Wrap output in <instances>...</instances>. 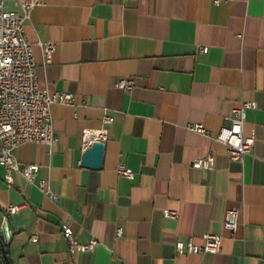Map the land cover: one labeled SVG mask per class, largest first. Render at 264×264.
<instances>
[{"label": "crops", "instance_id": "obj_1", "mask_svg": "<svg viewBox=\"0 0 264 264\" xmlns=\"http://www.w3.org/2000/svg\"><path fill=\"white\" fill-rule=\"evenodd\" d=\"M6 6L21 13L18 0ZM24 29L39 84L72 103L51 105L52 146L16 149L56 199L0 163L10 264H264V0H44ZM38 41L55 44L50 62ZM121 78L133 88L117 87ZM244 100L243 133L255 142L238 161L214 137ZM104 124L102 164L84 166L82 129ZM208 154L211 169L191 165ZM228 208L239 211L234 237L223 226ZM65 227L79 243L98 242L70 248ZM205 232L223 236L220 251L175 253L178 238L203 245Z\"/></svg>", "mask_w": 264, "mask_h": 264}, {"label": "built area", "instance_id": "obj_2", "mask_svg": "<svg viewBox=\"0 0 264 264\" xmlns=\"http://www.w3.org/2000/svg\"><path fill=\"white\" fill-rule=\"evenodd\" d=\"M8 0H0V163L7 169L21 172L26 179L35 183L38 189L52 199L57 196L50 190L47 178H37V166L34 163L19 166L16 157V149L19 145L31 143H45L52 146L56 142L55 131L52 125L51 105L53 103L70 104L72 94L68 92L50 93L39 84L36 75V62L34 58V45L27 38L24 23L29 17L30 9L44 0H18L21 13L7 8ZM220 0H214L218 3ZM44 62L51 60L55 50V44L51 42H37ZM202 47L200 50L204 51ZM116 86L130 90L134 86L133 79L121 78ZM251 102L240 101L232 108L228 117V123L223 124L215 139L222 142L227 149L228 156L233 160L242 161L244 156L252 150L255 142L253 132L243 133V124L246 118V110L251 107ZM104 123H110L111 118L103 117ZM98 128L84 127L82 129V147L85 151L94 142H105L109 128L107 125ZM190 129L203 135H209V131L200 123L190 125ZM213 156L192 159L193 167L211 169L213 167ZM120 175L131 177L133 172L123 164L116 167ZM6 180L11 181L9 173ZM18 205H9L8 211H15ZM163 215L177 218V211L163 209ZM240 223L239 211L236 208H228L224 214L223 226L234 237L235 231ZM64 234L68 239L69 247L89 249L98 241L92 238L87 243H79L71 229L65 227ZM116 234H121V229H116ZM204 244L194 243L192 236L186 240L178 238L175 243V253H216L221 249L223 236L210 232L203 233ZM35 240V235L31 236Z\"/></svg>", "mask_w": 264, "mask_h": 264}, {"label": "water", "instance_id": "obj_3", "mask_svg": "<svg viewBox=\"0 0 264 264\" xmlns=\"http://www.w3.org/2000/svg\"><path fill=\"white\" fill-rule=\"evenodd\" d=\"M104 147V142L96 141L90 147L86 148L82 155V164L87 167L101 166L103 160ZM2 252L5 264H10L4 245H2Z\"/></svg>", "mask_w": 264, "mask_h": 264}, {"label": "trees", "instance_id": "obj_4", "mask_svg": "<svg viewBox=\"0 0 264 264\" xmlns=\"http://www.w3.org/2000/svg\"><path fill=\"white\" fill-rule=\"evenodd\" d=\"M2 245H4V248H5L6 253H7V245H6L5 241L0 238V264H5V260H4V256H3V252H2Z\"/></svg>", "mask_w": 264, "mask_h": 264}]
</instances>
